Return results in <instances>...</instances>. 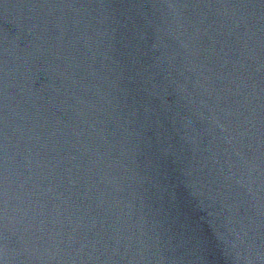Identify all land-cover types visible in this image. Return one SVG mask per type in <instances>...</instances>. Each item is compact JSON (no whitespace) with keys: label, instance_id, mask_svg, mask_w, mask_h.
<instances>
[{"label":"water","instance_id":"95a60500","mask_svg":"<svg viewBox=\"0 0 264 264\" xmlns=\"http://www.w3.org/2000/svg\"><path fill=\"white\" fill-rule=\"evenodd\" d=\"M0 264H264V0H0Z\"/></svg>","mask_w":264,"mask_h":264}]
</instances>
